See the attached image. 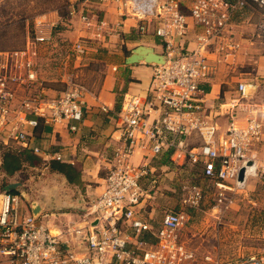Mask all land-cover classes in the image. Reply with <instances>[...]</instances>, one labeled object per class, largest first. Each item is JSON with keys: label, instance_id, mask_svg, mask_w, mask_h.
Returning <instances> with one entry per match:
<instances>
[{"label": "built area", "instance_id": "1", "mask_svg": "<svg viewBox=\"0 0 264 264\" xmlns=\"http://www.w3.org/2000/svg\"><path fill=\"white\" fill-rule=\"evenodd\" d=\"M117 2L121 16L137 19L141 34L151 30L160 39L166 62L152 64L148 96L125 98L115 113L122 128L121 144L102 193L89 204L88 233L80 239L84 252L66 249L61 236L52 233L48 214L31 213L22 194L5 189L8 177L2 157L5 149L31 148L45 160L62 161L60 154L30 147V142L41 123L66 122L76 132L78 126L69 123L84 117L83 89L48 95L39 76V60L52 35L47 31L50 26L41 20L36 27L44 31H37L24 48L0 52V264H226L183 240V210L165 213L157 227L135 210L146 194L143 183L149 164H135L132 159L138 150L154 157L168 153L186 174L191 168L198 169L193 175L215 187L214 209L218 212L227 209L251 179L264 176V119L250 115L239 124L232 115L222 131L217 122L222 113L209 104L202 87L215 73L213 62L233 56L238 49L229 33L235 13L250 4L264 9V0H193L189 12L183 0ZM90 3L81 2L82 23L88 28L105 27L104 20L91 14ZM191 27L196 30L193 49L187 43ZM89 49L87 41L80 40L73 51L79 58ZM237 92L239 103L250 96L244 83ZM101 109L105 114L111 112L107 106ZM183 184L189 191L187 203L199 207L204 200L201 187L189 180ZM240 264H264V256L251 255Z\"/></svg>", "mask_w": 264, "mask_h": 264}, {"label": "crops", "instance_id": "2", "mask_svg": "<svg viewBox=\"0 0 264 264\" xmlns=\"http://www.w3.org/2000/svg\"><path fill=\"white\" fill-rule=\"evenodd\" d=\"M192 2L193 0H183L186 12H189ZM89 10L97 19L104 20L106 26L99 28L95 25L88 28L79 18L80 23L73 32L90 44L91 49L86 57L92 52L93 57L101 58L105 63L106 73L102 85L96 93L89 90L83 93L84 117L79 122L69 123L78 126L76 132H71L65 122L45 125L47 127L41 135L48 136L50 145L56 146L49 153L60 154L63 162L73 164L81 172L82 184L71 185L65 179V183L71 186L64 188L65 199L70 200L58 201L61 206L55 212L50 208V203H27L31 213H34V207L38 208L37 216L48 214L46 220L50 229L61 236L66 249L76 252L85 250V244L80 239L88 233L91 221V217L87 215L89 204L102 193L115 150L121 144L122 128L115 113L121 110L125 98L139 96L144 99L149 94L153 65L145 62L127 64L126 60L139 46L153 47L156 51L160 48L164 55L160 39L151 30L141 34L137 19L121 16L117 0H93ZM229 33L238 49L233 56L223 58L221 62H213L215 73L202 85L207 94L206 100L222 113L217 120L222 131L228 127L232 115L236 122L243 124L252 115L245 109H249L251 103L254 108L260 107L253 93L264 91V9L250 4L236 12ZM195 37L196 30L191 27L187 35L189 49L194 48ZM213 59L217 61L216 57ZM240 83L247 84L249 92H252L247 99H243L244 102L241 100L242 103L236 101L239 98L237 88ZM231 95L235 98H231ZM232 104L239 106L229 108ZM103 106L109 107L110 114L102 111ZM261 116L264 118V114ZM132 161L135 164L142 161L149 164V175L143 183L146 194L134 206L137 212L149 218L157 227L165 213L183 210V204L188 198L177 194V191L179 187L184 188L181 183L185 172L172 163L168 153L154 157L138 150ZM198 179L202 178H192L193 183L197 184ZM15 188L19 190L21 186L16 184ZM20 194L25 195L22 191ZM62 195L57 194V199H61ZM74 198L80 199L77 209L71 208L74 203L71 199ZM60 209L64 211H59ZM58 216L66 223L65 227L53 226L52 217ZM182 238L189 247L198 249L187 235L184 234Z\"/></svg>", "mask_w": 264, "mask_h": 264}, {"label": "rangeland", "instance_id": "3", "mask_svg": "<svg viewBox=\"0 0 264 264\" xmlns=\"http://www.w3.org/2000/svg\"><path fill=\"white\" fill-rule=\"evenodd\" d=\"M82 1L0 0V52L24 48L29 38H33L37 31H44L37 30L38 20L50 26L52 41L44 47L39 60L40 77L49 90L50 97L69 88H82L83 92L89 90L96 93L102 85L106 73V65L102 59L93 57L92 52L87 57L83 55L78 58L73 51L76 41L80 38L73 31L80 23ZM73 9L76 10L75 14H71ZM8 21L10 24L3 30ZM24 22L25 25H22ZM157 51L163 53L160 48H157ZM253 94L260 107L254 108L250 102L251 106L245 110L259 117L264 114V91H256ZM231 98L235 96L231 95ZM49 140L48 136H41L31 143L47 152H53L56 146L50 145ZM31 143L30 146H33ZM49 161L51 160H44L36 166L25 165L15 175L8 177L7 183L21 186L19 191H22L25 194L24 199L29 201L25 200L26 203H50V208L55 212L61 206L58 201L70 200L65 199L64 188L71 186L65 183L66 178L62 174L50 170L46 164ZM194 173H198V169L191 168L188 174L183 173L182 179L193 183L192 178L197 177ZM197 182L204 192V200L197 208L190 206L187 201L183 204L186 221L182 236L187 235L201 254H211L226 264H240L251 255L264 256V176L259 175L251 179L247 187L239 191L231 199L229 207L222 212L214 209L215 187L202 179ZM181 184L184 187L185 184ZM57 194H63L61 199H57ZM177 194L189 197L186 188L179 187ZM71 200L74 202L71 208L77 209L80 199ZM52 221L54 227L66 226L59 216L52 217Z\"/></svg>", "mask_w": 264, "mask_h": 264}, {"label": "trees", "instance_id": "4", "mask_svg": "<svg viewBox=\"0 0 264 264\" xmlns=\"http://www.w3.org/2000/svg\"><path fill=\"white\" fill-rule=\"evenodd\" d=\"M25 21V20H23ZM26 22V21H25ZM25 22L22 25H25ZM10 22L6 23V26L3 27V30L7 29V25ZM1 29V27H0ZM43 123L39 125V127L35 130V137L40 138L44 129H46ZM3 165L4 170L7 174V177H12L18 171H20L25 165L36 166L40 164L42 161L44 162V158L39 155H36L30 149H23V150H11L5 149L3 152ZM51 171L62 174L71 185H81V172L71 163L58 161V160H51L46 163ZM12 184H8L7 181L5 182V189H7L11 193L20 194L18 188H10Z\"/></svg>", "mask_w": 264, "mask_h": 264}, {"label": "water", "instance_id": "5", "mask_svg": "<svg viewBox=\"0 0 264 264\" xmlns=\"http://www.w3.org/2000/svg\"><path fill=\"white\" fill-rule=\"evenodd\" d=\"M139 62H145L148 64H164L166 62V56L163 54H159L155 48L148 46H139L135 48L131 55L127 58V64H136ZM244 178V170L240 172L239 179L243 180ZM16 184H12L10 188H15ZM33 212L36 215L38 213V208L35 209L33 207Z\"/></svg>", "mask_w": 264, "mask_h": 264}, {"label": "bare ground", "instance_id": "6", "mask_svg": "<svg viewBox=\"0 0 264 264\" xmlns=\"http://www.w3.org/2000/svg\"><path fill=\"white\" fill-rule=\"evenodd\" d=\"M51 231H52V230H51ZM52 233H54L55 235H59V234H57V233H55V232H53V231H52Z\"/></svg>", "mask_w": 264, "mask_h": 264}]
</instances>
